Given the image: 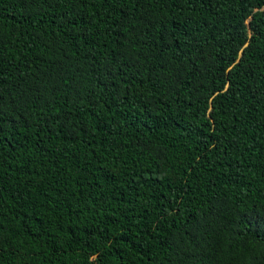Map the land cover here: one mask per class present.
<instances>
[{
  "label": "trees",
  "instance_id": "obj_1",
  "mask_svg": "<svg viewBox=\"0 0 264 264\" xmlns=\"http://www.w3.org/2000/svg\"><path fill=\"white\" fill-rule=\"evenodd\" d=\"M0 264H264V0H0Z\"/></svg>",
  "mask_w": 264,
  "mask_h": 264
}]
</instances>
